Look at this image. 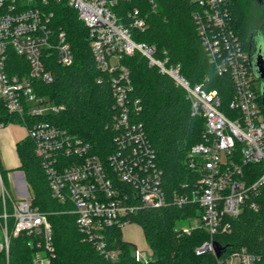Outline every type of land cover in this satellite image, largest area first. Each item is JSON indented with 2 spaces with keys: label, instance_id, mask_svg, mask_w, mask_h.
<instances>
[{
  "label": "built area",
  "instance_id": "1",
  "mask_svg": "<svg viewBox=\"0 0 264 264\" xmlns=\"http://www.w3.org/2000/svg\"><path fill=\"white\" fill-rule=\"evenodd\" d=\"M119 1L131 0H0V99L8 113L21 119L51 197L69 206L78 232L109 264H117L118 252L108 248L106 231L121 229L139 209L168 205L196 204L200 208L193 219L200 221L197 227L209 239L194 253L215 256L212 236L228 233L227 220L236 218L245 207L257 210L255 199L264 188V109L248 52L231 25L228 0H191L196 5L192 21L208 63L218 76L225 75L232 82V97L224 105L215 90L191 86L179 66L169 63L165 51L137 42L134 34L146 29L147 15L133 9L124 24L114 12ZM59 3L76 12L86 28L96 69L109 77L117 112L111 123L113 147L106 159L48 121L64 107L37 91L39 84L52 83L53 63L67 67L73 61L66 34L55 26L49 11ZM149 4L152 9L156 6L153 0ZM10 53L23 60L26 70L18 66L17 73L7 72ZM136 55L180 87L191 116L204 119L203 141L188 154L196 180L192 185L183 184V193L172 198L163 190L162 171L144 126L135 122L141 106L133 99L130 71L121 59ZM250 165L257 166L259 173L252 182L245 171ZM25 191L24 196L13 194L0 168V252L8 264L11 240L25 235L30 238L27 245L35 249L32 264H49L54 256L52 228L47 215L32 207L30 193ZM132 256L135 264L151 262V257L136 251ZM259 262L264 264V256L242 248L217 259L216 264Z\"/></svg>",
  "mask_w": 264,
  "mask_h": 264
},
{
  "label": "trees",
  "instance_id": "2",
  "mask_svg": "<svg viewBox=\"0 0 264 264\" xmlns=\"http://www.w3.org/2000/svg\"><path fill=\"white\" fill-rule=\"evenodd\" d=\"M228 0L231 25L240 38L243 48L249 51L252 31H264V9L255 13L258 0ZM264 1V0H262ZM119 1L114 12L127 24V14L137 9L147 15V27L134 34L137 42L165 51L169 63L178 65L182 77L191 86L202 85L207 91L215 90L222 102L232 97V82L227 76H218L208 63L196 33L192 13L196 5L191 0ZM53 21L66 34L73 54L72 64L62 67L56 62L51 70L52 83L39 84V95L63 106L59 114L48 118L59 128L90 145L92 152L102 159L112 151V117L114 98L109 77L95 67L88 46L87 31L76 12L64 3L49 8ZM23 60L10 53L7 72L17 73L18 66L26 70ZM21 63V64H20ZM24 63V62H23ZM121 64L130 71L133 99H138L141 110L135 122L143 124L147 139L154 151L156 163L162 171V186L168 198L183 193V184L192 185L196 172L189 167L191 147L203 141L204 119L190 114L189 102L184 91L168 77L149 67L139 56L123 57ZM101 79L98 83L97 80ZM256 79V78H255ZM258 92L259 91V80ZM0 124L21 125V119L6 111L0 99ZM20 165L31 193V205L47 215L52 228L53 257L49 264H109L78 232L69 206L51 197L45 174L34 155L33 143L25 137L16 144ZM249 181L258 177L257 166H247ZM4 175V172L1 171ZM257 210L245 207L240 215L229 219L228 233L212 236L215 244L224 248L221 259L244 248L250 253L264 256V188L255 199ZM196 204L176 207L168 205L159 209H139L128 217L129 223H139L153 251L150 264H216L210 253L195 255L194 250L209 239V235L196 227L188 233L175 230L178 221L198 217ZM108 248L118 252L117 264H135L133 247L121 238L120 228L106 231ZM30 238L20 235L13 238L8 250V264H32L35 249L27 245ZM0 264H6L5 254L0 252ZM257 264H262L261 262Z\"/></svg>",
  "mask_w": 264,
  "mask_h": 264
},
{
  "label": "rangeland",
  "instance_id": "3",
  "mask_svg": "<svg viewBox=\"0 0 264 264\" xmlns=\"http://www.w3.org/2000/svg\"><path fill=\"white\" fill-rule=\"evenodd\" d=\"M252 2L256 4L254 0ZM254 9L255 13H258V10H261L258 4L254 5ZM4 131V145L1 149L2 165L4 168H12L17 165L18 157L17 154L11 148V142L22 140L26 136V129L18 124H10ZM199 225L200 221L198 219L182 220L178 221L175 224V230H188ZM121 238L123 241L131 244V246L133 247V251H136L147 257L153 256V251L150 248L149 243L145 237L143 228L139 223L131 222L123 225L121 227Z\"/></svg>",
  "mask_w": 264,
  "mask_h": 264
},
{
  "label": "water",
  "instance_id": "4",
  "mask_svg": "<svg viewBox=\"0 0 264 264\" xmlns=\"http://www.w3.org/2000/svg\"><path fill=\"white\" fill-rule=\"evenodd\" d=\"M249 44L248 62L254 77L259 80L262 109H264V33L261 28L251 32ZM223 252L224 248L214 243L216 259H219Z\"/></svg>",
  "mask_w": 264,
  "mask_h": 264
},
{
  "label": "crops",
  "instance_id": "5",
  "mask_svg": "<svg viewBox=\"0 0 264 264\" xmlns=\"http://www.w3.org/2000/svg\"><path fill=\"white\" fill-rule=\"evenodd\" d=\"M10 124L8 125H5V126H2L0 128V168H1V171L4 172V177L5 179L7 180V183H8V186H9V189L12 191L13 194H17L19 196H24L26 195V191L25 190H28L29 191V188H28V185L25 181V178H24V175L21 171L18 170V167L20 165V162H19V158H18V162H17V165H15L14 167L12 168H4L3 165H2V160H1V149H2V146L4 145L3 143V137L5 135V129L9 126ZM26 137V136H25ZM24 137V138H25ZM23 138V139H24ZM19 141H16V142H11V148L12 150L17 154L16 152V144L18 143ZM18 157V155H17ZM30 192V191H29Z\"/></svg>",
  "mask_w": 264,
  "mask_h": 264
},
{
  "label": "flooded vegetation",
  "instance_id": "6",
  "mask_svg": "<svg viewBox=\"0 0 264 264\" xmlns=\"http://www.w3.org/2000/svg\"><path fill=\"white\" fill-rule=\"evenodd\" d=\"M257 4L261 9H264V1L258 0ZM262 33H264V31H262Z\"/></svg>",
  "mask_w": 264,
  "mask_h": 264
}]
</instances>
